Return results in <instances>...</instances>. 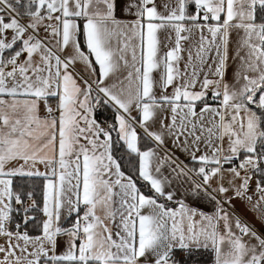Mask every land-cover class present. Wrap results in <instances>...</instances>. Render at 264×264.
Segmentation results:
<instances>
[{
  "label": "crops",
  "instance_id": "1",
  "mask_svg": "<svg viewBox=\"0 0 264 264\" xmlns=\"http://www.w3.org/2000/svg\"><path fill=\"white\" fill-rule=\"evenodd\" d=\"M28 1L32 14L0 0V178L46 179L43 225L30 236L2 223L0 264H173L176 249L263 264L264 178L250 156L263 133L245 100L264 85V0H197L190 17L187 0ZM95 95L172 206L123 173ZM235 157L248 166L227 163Z\"/></svg>",
  "mask_w": 264,
  "mask_h": 264
},
{
  "label": "trees",
  "instance_id": "2",
  "mask_svg": "<svg viewBox=\"0 0 264 264\" xmlns=\"http://www.w3.org/2000/svg\"><path fill=\"white\" fill-rule=\"evenodd\" d=\"M11 3H13L16 9L22 14L34 13L35 6H33L28 0H14V2ZM197 10L198 1L187 0L186 16H192ZM262 20L264 21V19ZM81 45L83 47L82 42ZM16 50L17 48L12 50V52ZM9 56L11 57V55ZM263 92L264 85L252 92L247 101L245 100V103L253 108L260 118L263 136L257 144L255 153L250 156L256 157V159L260 161L258 171L262 178H264V168L262 165V159L264 157V109L256 104V100ZM94 99L96 103V116L102 121V123H107L109 126L112 136L113 156L118 161L123 173L133 180L141 194L154 198L165 207L172 206V204H170L167 200L155 193L150 185L141 177L139 156L131 154L127 150L125 143L121 140L118 132L117 116L104 104L103 100L98 95H95ZM12 180L13 197L11 202V221L13 227L16 224L25 223L24 225L22 224V232H25L30 236L40 235L42 233L43 225V206L46 179L39 177L16 176L13 177ZM29 200L34 201V207L27 208V202ZM18 202H20L21 205H18ZM80 215L81 212L72 216L68 221V226H72ZM25 217H30L31 220L24 222ZM177 257L179 258L176 259ZM167 259L173 264H212L214 262V253L209 249H176L171 252ZM57 264L82 263L73 261L58 262ZM88 264L97 263L90 262Z\"/></svg>",
  "mask_w": 264,
  "mask_h": 264
},
{
  "label": "rangeland",
  "instance_id": "3",
  "mask_svg": "<svg viewBox=\"0 0 264 264\" xmlns=\"http://www.w3.org/2000/svg\"><path fill=\"white\" fill-rule=\"evenodd\" d=\"M14 25H15V27H18V24L15 20H14ZM15 29H13V31H12L13 34H15L14 33ZM1 35L2 34L0 32V49H2V46H1L2 36ZM13 36H15V35H13ZM24 41H25V39H24ZM35 49H36L35 52L40 53V57H42L43 59L53 60L51 58V56L53 55V51L48 46H44L43 44H40ZM29 52H30V50L27 51V53H29ZM1 61H2V58H1ZM0 64H2V62ZM103 124H104V122H103ZM105 125L107 127H109L107 123H105ZM12 183H13L12 178H0V234L3 233L1 230V224L6 223V222L10 223L12 220L10 212H9L10 208H11L10 200L12 201V196H13ZM83 220H85V219H83ZM85 221L88 223L87 220H85ZM239 232H241V229H239ZM241 236L246 238L248 235L241 234ZM242 240H243V238H242ZM178 258L179 257H177L176 259H178Z\"/></svg>",
  "mask_w": 264,
  "mask_h": 264
},
{
  "label": "built area",
  "instance_id": "4",
  "mask_svg": "<svg viewBox=\"0 0 264 264\" xmlns=\"http://www.w3.org/2000/svg\"><path fill=\"white\" fill-rule=\"evenodd\" d=\"M201 11H204L203 8H201ZM19 22L21 24H23L20 20ZM25 25V24H23ZM26 27V26H25ZM9 62L11 64L15 63V59L14 58H11L9 60ZM115 112L117 113L118 116H120L121 118H123L124 120L128 119L127 116H125L122 112H120V110L118 108H115ZM228 164L232 165L234 168H237V169H242V168H245L248 166V163H247V160L245 158H241V157H235V158H232L231 160H229V162H227ZM87 227H88V223L81 219V221L78 222L77 224V230L79 232V239L83 242V241H86L87 240ZM21 228H22V225L21 224H16L14 227H13V230L15 232H21ZM41 264H51L49 258H47L46 256H44L42 258V261H41Z\"/></svg>",
  "mask_w": 264,
  "mask_h": 264
},
{
  "label": "water",
  "instance_id": "5",
  "mask_svg": "<svg viewBox=\"0 0 264 264\" xmlns=\"http://www.w3.org/2000/svg\"><path fill=\"white\" fill-rule=\"evenodd\" d=\"M26 29L24 26H18L15 30V36L17 38V41H21L23 38V35L25 33Z\"/></svg>",
  "mask_w": 264,
  "mask_h": 264
}]
</instances>
